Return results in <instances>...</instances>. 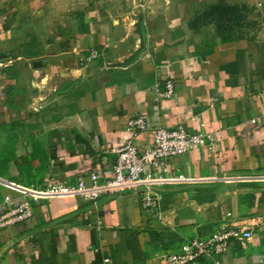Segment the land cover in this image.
Returning a JSON list of instances; mask_svg holds the SVG:
<instances>
[{"label":"crops","instance_id":"crops-1","mask_svg":"<svg viewBox=\"0 0 264 264\" xmlns=\"http://www.w3.org/2000/svg\"><path fill=\"white\" fill-rule=\"evenodd\" d=\"M217 1L0 0V217L21 203L18 187L103 181L136 115L218 145L168 159L190 181L155 189L159 217L136 192L33 201L30 218L0 227V264H164L232 224L252 238L211 261L264 264V184L228 182L264 175V0H224L247 8L245 36L190 28ZM166 81L170 98L157 93ZM152 135L133 139L139 151Z\"/></svg>","mask_w":264,"mask_h":264},{"label":"built area","instance_id":"built-area-1","mask_svg":"<svg viewBox=\"0 0 264 264\" xmlns=\"http://www.w3.org/2000/svg\"><path fill=\"white\" fill-rule=\"evenodd\" d=\"M97 57L92 51L88 60ZM174 84L166 81L163 88H158L159 97L170 98L174 95ZM256 120H251L255 124ZM127 131L132 138L126 141L115 151V161L111 174L103 181L95 173L88 175L90 184L86 185L82 178L75 184L54 183L48 184L43 189H27L18 187L22 200L21 203L8 213L0 217V227L22 222L32 215L31 203L38 199L76 198L95 202L102 196L121 195L126 192H136L142 210L159 217L160 196L155 189L177 182H188L190 179L183 175L170 172L168 159L189 153L195 148H204L210 154L217 151V141L213 134L202 129L190 132L184 126L173 128L161 126L152 127L146 117L136 115L127 123ZM146 130H152L151 147L139 151L133 142L137 135ZM228 182H260L264 184V175L236 176ZM226 217L231 215L227 213ZM251 231L239 229L235 224L225 226L212 234L206 240H191L183 243L180 248L163 256L164 264H194L200 260L210 261L216 255L223 254L228 249L230 240H250Z\"/></svg>","mask_w":264,"mask_h":264},{"label":"trees","instance_id":"trees-1","mask_svg":"<svg viewBox=\"0 0 264 264\" xmlns=\"http://www.w3.org/2000/svg\"><path fill=\"white\" fill-rule=\"evenodd\" d=\"M247 13L245 6L228 5L224 0H218L196 17L190 23V28L197 29L205 24H213L216 32L226 39L234 27L241 26V21L246 19Z\"/></svg>","mask_w":264,"mask_h":264},{"label":"rangeland","instance_id":"rangeland-1","mask_svg":"<svg viewBox=\"0 0 264 264\" xmlns=\"http://www.w3.org/2000/svg\"><path fill=\"white\" fill-rule=\"evenodd\" d=\"M250 32V23L246 22V19L241 21V26L239 27H234L230 33L228 34L229 36H245Z\"/></svg>","mask_w":264,"mask_h":264}]
</instances>
